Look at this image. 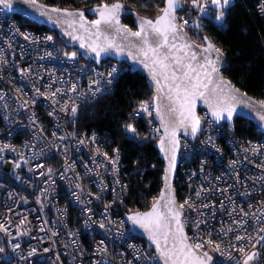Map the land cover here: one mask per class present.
Here are the masks:
<instances>
[{
    "label": "built area",
    "instance_id": "built-area-1",
    "mask_svg": "<svg viewBox=\"0 0 264 264\" xmlns=\"http://www.w3.org/2000/svg\"><path fill=\"white\" fill-rule=\"evenodd\" d=\"M261 5L264 0H255L264 20ZM63 45L49 30L20 27L0 7V264H158L126 220L129 185L120 152L114 167L109 158L116 153L103 151L95 133L85 135L77 126L81 110L110 94L129 67L111 59L96 63ZM71 52L74 58L66 55ZM113 67L118 72L109 85ZM96 87L102 91L93 96ZM137 111L131 119H143L158 138L152 115L134 116ZM198 115V134L180 137L176 175L178 203L193 205L181 217L189 242L203 245L210 264H242L240 248L257 250L253 264H264V241L257 243L264 236V134L241 137L206 110Z\"/></svg>",
    "mask_w": 264,
    "mask_h": 264
},
{
    "label": "snow or ice",
    "instance_id": "snow-or-ice-1",
    "mask_svg": "<svg viewBox=\"0 0 264 264\" xmlns=\"http://www.w3.org/2000/svg\"><path fill=\"white\" fill-rule=\"evenodd\" d=\"M24 2L35 5L36 0H24ZM181 3L182 0H165V6L160 9V14L154 20L138 17L139 28L137 31H132L127 26H119V14L123 7L122 4L118 2L112 4L104 3L94 9L99 14V18L92 20L90 25L96 29L94 34L97 39L102 35L100 30L101 25L108 27L116 26L117 32L124 31L126 33L125 39H127V36L139 38L137 43L129 46L130 50L128 54L134 60H138L143 64L144 68L148 69L152 79L155 81L157 94L153 97V100H162L163 97L160 94L164 93L169 101L166 105V110L160 103L154 104L155 113L164 128V136L160 139V146L164 149L165 138H167V143L170 145L169 148L164 149L168 159V169L164 177L165 190L161 192L158 198L153 199L149 210L136 212L129 216L128 219L148 233L149 238L155 243L165 264H207V261L211 257H208L207 253L198 255L196 252L203 245L200 243H189L190 238L184 234L181 213L185 206L191 208L193 205L188 200H185L183 204H176L172 195L173 190L168 183L169 173L175 167L176 130L179 127H190L192 135H195L200 130L201 118L195 114V101L197 99L204 100L213 117L218 120L222 118L231 120L233 113L236 111L234 104L237 100V95L244 96L245 94L239 93V89L235 88L231 81L225 80L219 75V67L224 60V52L221 48L217 47L206 36L203 37L205 41L204 45H195L186 41L182 30L184 25L188 24V21L184 20L182 24H178L176 16V10L181 6ZM190 3L201 12L208 6L202 0H190ZM210 3L216 9L215 21L220 26H223L228 10L232 5V0H210ZM0 5H3L5 8H11L12 0H0ZM261 10L264 11V5H261ZM51 11L56 13L62 12L67 17L79 16L80 27L86 32L90 31V28L86 27L88 22L84 21L82 12H72L59 8H53ZM196 26L199 27V25ZM46 39L51 40L52 37L49 36ZM74 39L83 40V37H74ZM81 47H87L97 57L101 53L108 52L109 49H116L118 52L124 51L122 47L116 45L107 37H105L104 44L93 41L87 45L81 43ZM131 49H135L136 51L133 52ZM196 49L203 54L199 59ZM66 55L74 58L76 53L71 52L66 53ZM117 72L118 70L113 67L106 74L108 77L107 84L110 85L116 79ZM103 75L101 74V76ZM162 80L163 83L161 82ZM92 83L98 85L100 81L97 80ZM165 88L167 89L166 93ZM101 91V88L96 87L92 95L94 96ZM239 103L247 104L248 100L246 98L241 99ZM257 103L259 104L257 115L261 121H264V100ZM151 108L152 105L149 102L142 101L139 105V111H143L149 115H152ZM71 111L75 113L77 108L73 106ZM139 111L133 115H139ZM166 116H178V119H173L169 122L166 120ZM159 130L158 128L154 129L156 132ZM124 131L132 139L138 137L137 128L133 123L125 124ZM92 139L94 140L95 137L93 136ZM209 142H211V138H209ZM113 151L116 153V156L114 159H109L115 167V164L119 160V149L117 148ZM104 155L107 157V153H104ZM16 166L19 167L18 164ZM196 195L199 196L200 193L197 192ZM203 207H208V205H203ZM202 222L198 221L196 227H199V224ZM104 226L103 223L100 224L101 228ZM0 228H3V225H0ZM260 232H264V228H261ZM236 239L241 240L243 237L237 236ZM261 241H264V236L260 237L257 243ZM208 243L212 244L213 242L209 240ZM101 244H103V241H101ZM13 247L15 249L19 245H14ZM215 247L217 250L219 249L218 244ZM252 247L255 248L256 244H253ZM3 251L4 249L0 248V253ZM36 251L33 248L28 253V256L31 257ZM44 251L47 252L49 249L45 248ZM101 251H105V249H101ZM239 251L243 254L242 264H250V262L259 258L258 252L254 251L249 254L244 248H240Z\"/></svg>",
    "mask_w": 264,
    "mask_h": 264
},
{
    "label": "trees",
    "instance_id": "trees-1",
    "mask_svg": "<svg viewBox=\"0 0 264 264\" xmlns=\"http://www.w3.org/2000/svg\"><path fill=\"white\" fill-rule=\"evenodd\" d=\"M46 4L62 8H81L112 3L116 0H40ZM125 7L138 13L154 17L163 7V0H119ZM184 9L190 0H184ZM255 0H236L228 10L223 26L212 21L209 14L201 12V26L187 29L190 37L207 36L226 57L222 74L234 85L249 95L264 100V20L254 9ZM211 8V6H209ZM182 11V10H180ZM179 11V12H180ZM211 11L214 13L215 10ZM20 27H29L36 31L47 30L43 26L18 16H14ZM126 25L133 27L130 16H122ZM55 38L62 44L55 32ZM67 50L71 49L63 45ZM152 99L146 79L138 72L124 70L117 78L113 91L87 104L80 112L78 129L85 135L95 133L99 147L111 153L114 149L120 152V171L129 185V194L122 204L123 210H143L157 196L161 188L163 162L159 158L153 143L156 136L147 130L145 121L131 119V112L144 100ZM133 123L138 137L132 139L124 131V125ZM234 132L238 136L255 138L260 135L253 124L241 118H235ZM177 197L179 186L175 179ZM143 243L144 241L140 238Z\"/></svg>",
    "mask_w": 264,
    "mask_h": 264
},
{
    "label": "water",
    "instance_id": "water-1",
    "mask_svg": "<svg viewBox=\"0 0 264 264\" xmlns=\"http://www.w3.org/2000/svg\"><path fill=\"white\" fill-rule=\"evenodd\" d=\"M117 2L122 4V6H123L122 10L119 14V26H121V27L127 26V28L131 29L132 31H137L139 28L138 17H146L148 19L154 20L156 18V16L158 14H160V12H159L154 17L145 16V15L138 13L136 10H134L132 8L125 7L124 4L119 0H116L112 3H117ZM112 3H107V4H112ZM102 4H104V3L93 5V6L89 7L88 9H81V8H62V7H58L56 5L46 4L44 2H41L40 0H36L35 5L26 4L24 2V0H12L11 8H5L3 5H0V7L7 14H11L14 16L25 18V19L33 22L36 25L43 26L45 29L55 32L57 37L63 42V44L65 46L78 49L80 51L81 56L84 59L92 60L96 63H99L102 60L111 59V60H114L118 63L126 64L129 67L130 71L138 72L139 74H141L142 76L145 77L148 88L152 92V105H153L152 117H153L154 121L158 124V126L161 130L160 136L153 143L154 147L157 150L159 158L163 162V171H162V177H161V188H160L157 196L155 197V198H158L160 196L161 192L165 190V179H164V177H165V172L168 169V159H167V155H166V152L164 149L169 148L170 145L167 143V138H165L164 149H162L160 146V139H161V137L164 136V128L162 127L161 121L159 120V118L157 117V115L155 113L154 104L160 103L162 105V107H164L166 110V105L169 103V101L167 100V97L164 93L160 94L163 97L162 100H160V101H154L153 100V97L156 96V94H157L155 81L152 79L148 69L144 68L143 64H141L138 60H134L128 54L129 50H130L129 46L131 44L137 43L139 38L127 36V39H125L126 33L124 31L117 32L116 26L108 27L105 25H101L100 30H101L102 35L99 37V39H97V37L94 34L96 29L90 25V22L92 20H96L99 18V14L97 12H95L94 9H96L98 6H101ZM164 6H165V0H163V7ZM184 6H185V3L182 0L181 6H179L176 10V16H177L178 11L184 9ZM53 8L67 9V10L72 11V12H77V11L82 12L83 16H84V21L88 22L86 24V27L90 28V31L86 32V31H84V29H82L80 27V17L79 16L67 17L62 12L61 13L52 12L51 9H53ZM122 16H130L133 19V27H130V26L126 25L125 23H123ZM177 23L180 24L178 17H177ZM182 32L185 35L187 42L193 43L195 45H204L205 44V41L203 40V37H205V35L202 36V42H197L190 37V35H189V33L185 27H183ZM74 37H83V40L74 39ZM105 37H107L109 40H112L116 45L122 47L124 49V51L118 52L116 49H109L108 52L101 53V55L99 57H97L96 54L91 52L87 47H83V48L81 47V43H84L85 45H87V44L92 43L93 41H96V43H99V44H104L105 43ZM131 51L135 52L136 50L131 49ZM196 51L198 52V59H199V57L203 54L200 53L198 49H196ZM225 65H226V57L224 54V60L221 62L220 67H219V75L223 79L231 81L228 77H226L222 74V70L224 69ZM161 82L163 83V80ZM231 83L235 88L239 89V93L245 94L244 96L237 95V100L234 104L236 111L233 113V117L231 120H228L226 118H222V119L218 120L217 118L213 117L211 115V111H210L208 105L202 99H197L195 101V114L199 117L198 110L204 109L208 112L209 116L214 121H216L217 123H227L228 125H233L235 118H241L244 120H248L253 124V126L256 128V130L259 133L264 134V121H261L259 119V116L257 115V110L259 109V104L257 102L261 101V100L249 95L248 93H246L245 91H243L242 89H240L239 87L234 85L232 81H231ZM166 92H167V89L165 88V93ZM245 98L248 100L247 104L239 103V101L241 99H245ZM225 116H226V114H225ZM165 118H166V120L171 122L173 119H178V116H176V117L166 116ZM198 132L199 131H197V133L195 135H192L190 127H188V128L179 127L176 130L177 144H176V148H175V157H176L175 167L169 173V179H168V183L170 184V186L173 190L172 195L174 196L176 204H179V203H178V198H177L176 188H175L174 183H175V179H176V175H177L180 137H187V138L193 139L198 134ZM152 202L148 205L147 208H145L143 210H133V211L128 212L126 214V220L129 223V225L131 226L132 233L136 237L142 239L144 241L146 247L148 249H150L156 255L158 264H165L164 259L160 256V254L156 248L155 243L149 238L148 233L143 228H141L139 225L134 224L131 220L128 219L129 216L135 214L136 212H145V211L149 210ZM181 217H182V213H181ZM184 234L186 235L185 228H184ZM254 251L257 252V250H253L252 252H254ZM196 252L198 255H202L203 253H207L208 257H211L208 252L204 251L201 248L197 249ZM252 252H250L249 254H251ZM210 262H211V259L207 261V264H210ZM250 264H253V261L250 262Z\"/></svg>",
    "mask_w": 264,
    "mask_h": 264
},
{
    "label": "rangeland",
    "instance_id": "rangeland-1",
    "mask_svg": "<svg viewBox=\"0 0 264 264\" xmlns=\"http://www.w3.org/2000/svg\"><path fill=\"white\" fill-rule=\"evenodd\" d=\"M184 1V0H183ZM202 2L203 3H207V7L205 8V10L203 11V13H205V14H209L210 15V17H211V19H212V21H214L215 22V14H216V12H212L211 11V8H209V6L211 5V3H210V0H202ZM185 3V2H184ZM197 11V8H194L192 5H191V3H189L188 4V6L185 8V9H183L182 11H178L177 12V17H178V20H179V22H180V24H182L181 22H183V20H180L181 18V16L183 15V16H185V17H187V21H188V24L186 25V26H184L185 28H186V30L189 28V29H195L197 26L196 25H198L197 24V22H198V20H197V18H193V15H194V13ZM199 26H201V23L199 22ZM188 31V30H187ZM199 40L197 41V42H202V36H196ZM144 102H152V99H151V101L150 100H144ZM139 105H140V103H139ZM138 105V106H139ZM153 106V105H152Z\"/></svg>",
    "mask_w": 264,
    "mask_h": 264
}]
</instances>
